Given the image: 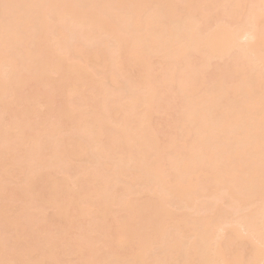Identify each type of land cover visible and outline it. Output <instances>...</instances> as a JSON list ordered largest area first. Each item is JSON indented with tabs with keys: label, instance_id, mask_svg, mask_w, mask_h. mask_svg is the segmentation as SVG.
<instances>
[{
	"label": "bare ground",
	"instance_id": "6f19581e",
	"mask_svg": "<svg viewBox=\"0 0 264 264\" xmlns=\"http://www.w3.org/2000/svg\"><path fill=\"white\" fill-rule=\"evenodd\" d=\"M0 264H264V0H0Z\"/></svg>",
	"mask_w": 264,
	"mask_h": 264
},
{
	"label": "rangeland",
	"instance_id": "374dc122",
	"mask_svg": "<svg viewBox=\"0 0 264 264\" xmlns=\"http://www.w3.org/2000/svg\"><path fill=\"white\" fill-rule=\"evenodd\" d=\"M13 177L11 178V183H12V185L13 184H16V182H15V180H17V174L15 175H12ZM17 185V184H16ZM14 186V185H13ZM16 187V186H15ZM112 223V222H111ZM111 223L109 224V225H111ZM114 224V223H113ZM112 226V225H111ZM114 226V225H113ZM96 250V252H97V249H95Z\"/></svg>",
	"mask_w": 264,
	"mask_h": 264
}]
</instances>
